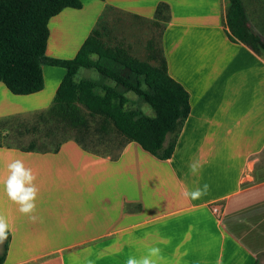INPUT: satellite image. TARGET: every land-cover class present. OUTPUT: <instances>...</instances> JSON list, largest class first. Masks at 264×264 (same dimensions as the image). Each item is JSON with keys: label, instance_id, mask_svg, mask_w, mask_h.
Wrapping results in <instances>:
<instances>
[{"label": "crops", "instance_id": "0c3cea01", "mask_svg": "<svg viewBox=\"0 0 264 264\" xmlns=\"http://www.w3.org/2000/svg\"><path fill=\"white\" fill-rule=\"evenodd\" d=\"M81 2V9L66 8L49 21L47 57L73 60L99 22L118 24L116 37L134 46V27L144 24V45L153 34L160 40L191 113L167 160L136 142L117 159L74 139L57 152L1 146L0 213L10 228L0 247L1 257L7 245L4 264H126L129 255L139 258L153 246L161 249L157 264H264V55L229 38V1ZM250 3L249 26L264 39L262 7ZM66 73L43 65L44 89L26 96L0 82V123L48 110ZM79 73L77 81L96 79ZM13 159L37 176L42 221L21 214L3 190ZM193 160L202 164L198 175L189 170ZM205 183L210 189L202 198L182 195Z\"/></svg>", "mask_w": 264, "mask_h": 264}, {"label": "trees", "instance_id": "16d2710c", "mask_svg": "<svg viewBox=\"0 0 264 264\" xmlns=\"http://www.w3.org/2000/svg\"><path fill=\"white\" fill-rule=\"evenodd\" d=\"M228 1L229 38L246 45L259 56L264 55V39L249 26L247 0ZM255 1L262 7L258 17L264 22L263 0ZM66 8L81 9L82 2L0 0V82L14 95L26 96L44 89L43 65L60 66L67 71L51 107L34 115L38 123L52 126L46 133L47 138L59 132L68 134V138H62L52 149L44 145L39 149L36 141L20 149L57 152L64 142L74 139L85 150L117 159L128 143L136 142L150 154L170 159L183 124L191 113V102L185 88L170 76L159 47L160 40H156L155 34L147 39L145 47L150 55L141 60L132 53L134 46L118 37H110L111 30L99 22L73 60L50 59L46 55L49 21ZM157 26L158 32L165 28ZM147 34L142 30L138 37L143 35L144 38ZM155 45L158 52H152ZM81 69H94L100 79L77 81ZM128 93L136 95L154 115L132 107L137 101L129 98ZM33 131H37V126ZM72 133L75 138L70 136ZM169 135L173 138L165 146ZM113 136L120 143L115 156L96 150L99 146H110L108 143ZM2 140L3 134H0V147L12 146ZM6 251L7 245L0 264L5 262Z\"/></svg>", "mask_w": 264, "mask_h": 264}, {"label": "clouds", "instance_id": "9594fccd", "mask_svg": "<svg viewBox=\"0 0 264 264\" xmlns=\"http://www.w3.org/2000/svg\"><path fill=\"white\" fill-rule=\"evenodd\" d=\"M115 86V82H112ZM3 135H8V130H3ZM202 169V164L199 160H193L189 164V170L193 175H198ZM8 175L3 180V190L9 200L18 205V211L27 216L32 222L42 221V218L37 215V199L39 188L35 181L37 176L30 167H27L23 160L13 159L7 164ZM210 185L205 183L202 187L197 186L192 190L184 189L182 195L186 199L198 200L207 195ZM10 228L7 218L3 213H0V247L9 239ZM161 256L159 247H149L147 254L139 258L134 255H129L126 264H157V259Z\"/></svg>", "mask_w": 264, "mask_h": 264}, {"label": "rangeland", "instance_id": "374dc122", "mask_svg": "<svg viewBox=\"0 0 264 264\" xmlns=\"http://www.w3.org/2000/svg\"><path fill=\"white\" fill-rule=\"evenodd\" d=\"M251 1V5L253 0ZM253 16V15H252ZM251 16V17H252ZM256 16V14H255ZM252 21V19H251ZM118 24L113 23L111 27H109V29L111 30L110 32V37H116L117 35H121V31L122 29L120 28V26H117ZM144 24H138L137 26H135V31L137 29L143 30V26ZM106 26V25H105ZM134 31V32H135ZM126 33V32H125ZM143 35L141 37H134L133 36V40H130V38L128 40L132 41L134 43V49H133V54L138 56L139 58H148L149 51L147 50V48L145 47L144 43H145V38H142ZM155 44V43H154ZM156 45L154 46V49L152 52H158L156 51ZM104 64H108L107 61L104 62ZM85 73H91V77L93 76L96 79H100L99 74L96 71L93 70H82L81 73H79L78 77L79 78H85L82 75ZM91 77H86V78H91ZM130 96L132 97V99H135L134 101H137L136 105H131L132 107L136 108H142V110L149 115H154L152 109L147 106V105H143L141 100L137 98L136 95L134 94H130ZM37 126V131H33V127ZM52 126L51 125H45L43 123H38L37 122V117H35L34 114L31 115H27L24 116L21 119H12L6 123H0V131L3 132V130H8V135H3V142L4 144L7 145H12L14 147H18V148H26L28 147L33 141H36L37 143V147L39 149H41L44 146L51 148L52 146H54L58 141H60L62 138H68V134H63L62 132H59L55 135H53L52 137H46V133L50 130ZM20 132H22L23 134H19ZM70 136L72 138L74 137V134H70ZM96 138V137H95ZM108 145L110 146H99L97 147L96 150H98L99 152L106 154V155H111V156H115L118 153V148L120 146V143L118 142V139L113 136L111 138V141L108 143ZM107 151V152H106Z\"/></svg>", "mask_w": 264, "mask_h": 264}]
</instances>
